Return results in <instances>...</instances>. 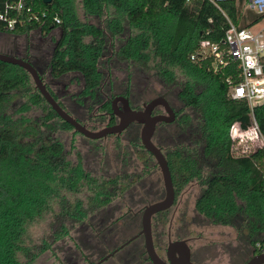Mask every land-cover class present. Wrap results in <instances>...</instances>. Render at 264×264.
Listing matches in <instances>:
<instances>
[{
    "label": "trees",
    "instance_id": "16d2710c",
    "mask_svg": "<svg viewBox=\"0 0 264 264\" xmlns=\"http://www.w3.org/2000/svg\"><path fill=\"white\" fill-rule=\"evenodd\" d=\"M75 1L0 0V33L23 36L38 30L50 35L59 30L48 62L49 77L57 80L78 74L80 96L93 98L101 82L99 61L106 43L112 46L106 71L123 64L147 79L153 77L164 88L176 87L173 96L179 106L171 124L178 130L179 142L164 154L174 195L179 185L199 181L204 189L194 211L212 224L228 226L238 219L249 223L255 237L250 241L251 256L257 254L253 245L264 240V147L234 157L229 131L234 123L248 128L253 118L264 139V104L250 112L244 102L227 97L226 78L237 80L234 65L213 73L210 58L192 62L189 56L200 41L220 45L227 21L239 29L249 28L264 13H241L244 0H225L218 9L205 0H81L84 17L97 20L92 25L78 19ZM116 40L123 43L114 49ZM26 76L23 69L0 62V264H32L41 251L49 250L51 245L44 241L38 253L30 244L29 230L55 202L60 203L65 220L84 225V213L91 210L86 206L102 207L109 197V191L100 187L103 183L90 179L80 163L66 160L64 146L54 133L59 124L64 130L73 128L35 88H26V101L9 110L17 91L26 87ZM181 77L184 80H177ZM32 110L39 111L36 120L27 116ZM85 186L92 194L90 204L84 208L79 199L68 204L66 194H79ZM68 225L60 223L56 242L68 235Z\"/></svg>",
    "mask_w": 264,
    "mask_h": 264
},
{
    "label": "rangeland",
    "instance_id": "374dc122",
    "mask_svg": "<svg viewBox=\"0 0 264 264\" xmlns=\"http://www.w3.org/2000/svg\"><path fill=\"white\" fill-rule=\"evenodd\" d=\"M247 10L242 3L241 13ZM75 12L81 23L97 25L95 18L84 17L81 0L75 1ZM260 27H264V18L252 26L254 30H262L264 33V29ZM59 34L57 29L50 35H44L38 30L23 36L0 33V53L8 52L6 55L11 56L13 52L21 56L28 55L30 58L28 62L37 70L47 89L62 102L65 110L72 113L88 130L97 131L104 126V120L94 116L97 113L95 105L98 102L95 101L93 104L89 101L84 102L86 107H90L87 110H77L72 100L81 91V77L78 74H67L57 80L49 77L48 62ZM122 43L117 40L113 42L114 49ZM111 47L110 43L105 44L99 61V71L105 74L101 75L102 92L109 88L111 95L124 94L132 107L140 106L141 103L156 97H164L173 111L177 110L179 103L173 96L176 87L164 88L153 77L147 79L136 71L125 69L123 64H118L116 68L111 65L110 71H106L105 63L109 62L106 59L110 55ZM26 75V87L17 91L9 108L10 111L26 101L25 93L28 92L26 88L34 89L31 77L27 73ZM177 80L182 81L184 78ZM38 113V110H32L27 116L36 120ZM61 128L59 124L54 134L64 146L66 160L72 164L79 162L90 179L93 177L98 179L99 184L103 183V188L109 191V197L103 199L105 205L98 207L99 212H96L94 208L86 206L92 197L86 186L80 189L79 194H66L64 198L68 199V204L73 205L75 199H79L82 207L91 208L84 213L87 218L84 225L68 217L65 220L60 203L52 204L51 210L44 218L29 230L30 244L37 248V252L40 251V247L41 250L45 247L44 241L51 245L49 250L38 252L39 256L32 264H94L140 231V216L143 208L163 198L161 177L153 159L139 147L137 126H129L117 139L106 137L96 141L85 139L72 129ZM177 135L178 130L174 124H160L156 126L151 141L157 147L163 148L161 149L163 154H168L174 144L179 142ZM177 179L178 176L174 172L175 182ZM108 181H113V184H108ZM203 189V184L195 179L179 185L173 206L151 219L153 243L164 247L168 233L172 240L196 237L200 232L202 239H199V242L193 240L189 243L192 262L244 264L251 257L250 241L255 239L249 231V223L238 219L239 221L225 226L198 218L194 211V202ZM91 204L97 205L94 201ZM64 221L69 223V233L56 242L54 235L58 233L59 225ZM159 254L162 255V252L159 251ZM121 258H125L126 263L120 261ZM102 264L150 263L143 251L142 238L137 237Z\"/></svg>",
    "mask_w": 264,
    "mask_h": 264
},
{
    "label": "built area",
    "instance_id": "2783aa9c",
    "mask_svg": "<svg viewBox=\"0 0 264 264\" xmlns=\"http://www.w3.org/2000/svg\"><path fill=\"white\" fill-rule=\"evenodd\" d=\"M188 1V0H187ZM218 9L219 3L225 0H205ZM245 7L255 14L264 13V0H244ZM22 5L17 4V10ZM3 19V16H0ZM56 24L60 21L54 18ZM228 28L219 44L200 41L197 51L189 56V60L203 61L210 58L213 73L228 65L236 69V81L226 78L227 97L233 101L244 102L249 111L264 104V33L262 30L237 28L228 21ZM13 22L9 24L11 27ZM251 125L243 129L239 123H234L229 131L231 153L234 157L247 156L255 150L264 147V139L258 127L251 119ZM255 252L264 255V240L253 245Z\"/></svg>",
    "mask_w": 264,
    "mask_h": 264
},
{
    "label": "water",
    "instance_id": "95a60500",
    "mask_svg": "<svg viewBox=\"0 0 264 264\" xmlns=\"http://www.w3.org/2000/svg\"><path fill=\"white\" fill-rule=\"evenodd\" d=\"M0 62L14 65L23 69L31 77L34 83V88L39 92V94L43 97L54 113L63 122L72 127L75 132L86 139L98 140L108 135H119L132 123H136L141 126L139 132L140 145L145 152L154 158L160 173L163 188V198L160 201L145 206L140 216L139 235H141L143 238L144 252L151 264H192L189 260V250L183 241L170 242L168 244L169 250L176 251L177 249H180V252H178L179 258L169 257L168 263L161 261L154 252L150 234V218L156 213L167 210L172 205L174 200V191L167 163L160 150L151 142V137L155 127L158 124H170L174 120V113L165 99L163 97H156L143 104L141 110H131L128 107L127 99L123 97L116 98L112 101V105L117 101L121 105L120 112H114V115L118 118V122L114 125L104 127L98 131H90L78 123L70 115H68L58 105V103L46 89V86L44 85L37 70L28 61L0 53ZM155 107H161L164 111V114L150 116L151 111ZM110 256L111 254L106 256L103 260ZM244 264H264V255H254Z\"/></svg>",
    "mask_w": 264,
    "mask_h": 264
},
{
    "label": "flooded vegetation",
    "instance_id": "af4514ba",
    "mask_svg": "<svg viewBox=\"0 0 264 264\" xmlns=\"http://www.w3.org/2000/svg\"><path fill=\"white\" fill-rule=\"evenodd\" d=\"M16 51V50H15ZM12 56H14V57H17V58H19V59H22V60H26V61H30V58H29V56L27 55V56H21V55H19L18 53H16V52H13L12 53ZM101 75L102 76H104L105 74L104 73H101ZM41 77V76H40ZM108 77V76H107ZM42 79V78H41ZM101 83V82H100ZM100 83H99V86L97 87V88H95V91H94V94H93V98H91L90 96H81V97H79L80 96V94H81V91L77 94V96L75 95V98H72V100H73V102L75 103L74 105H75V109H79V110H87L89 107L87 106H85L84 105V102H87V101H89V102H92V104H93V102H98V104L96 103V105H95V112H97L96 114H94V116L95 117H98V118H100V119H103L104 120V126H103V128L104 127H107V126H111V125H114V124H116L117 122H118V118L114 115V112H120V110H121V105H120V103L117 101V102H115L113 105H112V101L114 100V99H116V98H119V97H123V98H125V99H127V103H128V107L131 109V110H141L142 109V105L143 104H145V103H141L140 104V106H137V107H132L131 105H130V103H129V100H128V97H126L124 94H121V93H117V94H112L111 95V90L108 88V89H106V91L105 92H102L101 91V89H100ZM45 85V84H44ZM83 98V99H82ZM154 99V98H153ZM70 100V99H69ZM59 101V100H58ZM60 102V101H59ZM149 102V101H148ZM61 104H62V102H60ZM147 103V102H146ZM169 105V104H168ZM62 106H63V104H62ZM104 106H107L108 107V109H105L104 108ZM64 107V106H63ZM170 107V106H169ZM65 108V107H64ZM171 108V107H170ZM171 110L173 111V109L171 108ZM69 114L68 115H70L72 118H74V119H77L72 113H70L68 110H66ZM173 113H174V117H175V112L173 111ZM161 114H164V111H163V109L161 108V107H155L152 111H151V113H150V116H157V115H161ZM78 120V119H77ZM76 120V121H77ZM78 123H80L81 124V121L80 120H78L77 121ZM171 124V123H170ZM82 126H84L85 127V125H83V124H81ZM137 126L138 128H139V132H140V128H141V126L140 125H138V124H136V123H132V124H130L129 126ZM158 125H160V124H158ZM157 125V126H158ZM128 126V127H129ZM128 127L123 131V132H121L119 135H108V136H106V137H114V138H119V136L122 134V133H124L127 129H128ZM86 128V127H85ZM156 128V127H155ZM87 129V128H86ZM102 129V128H101ZM100 130V129H99ZM74 131V130H73ZM98 131V130H97ZM83 137V136H82ZM106 137H104V138H102V139H105ZM152 138V137H151ZM86 139V138H85ZM89 140V139H88ZM98 140H101V139H98ZM91 141H96V140H91ZM152 142V141H151ZM139 144H140V142H139ZM154 145V144H153ZM141 146V145H140ZM156 146V145H155ZM157 147V146H156ZM158 148V147H157ZM159 149V148H158ZM160 150V149H159ZM160 152H161V150H160ZM147 153V152H146ZM148 154V153H147ZM161 154L163 155V157H164V159H165V161H166V163H167V160H166V158H165V155L161 152ZM149 155V154H148ZM152 159H153V161H154V163H155V160H154V158L151 156V155H149ZM170 161V160H169ZM79 163V162H78ZM77 162L76 163H73V165H77L78 164ZM155 165H156V163H155ZM168 165V164H167ZM156 167H157V165H156ZM158 169V168H157ZM169 169V168H168ZM89 170V169H88ZM88 170H87V172H88ZM159 171V170H158ZM89 172H91V171H89ZM94 179H96V178H94ZM97 181H98V179H97ZM197 181V180H196ZM201 181V180H200ZM199 182V181H198ZM98 184H99V182H97ZM102 184V183H101ZM101 184H99V185H101ZM100 187H103V186H100ZM92 198V197H91ZM174 199H175V195H174ZM197 200V199H196ZM195 200V201H196ZM102 201V199H100V202ZM91 202V201H90ZM173 203H174V200H173ZM173 203H172V205L167 209V210H169L172 206H173ZM90 204V203H89ZM105 205V204H104ZM103 205V206H104ZM167 210H165V211H167ZM94 211H96V212H99L98 211V209L95 207L94 208ZM143 211V210H142ZM165 211H163V212H165ZM142 213V212H141ZM156 214H160V212L159 213H156ZM156 214H154L151 218H150V234H151V240H152V246H153V249H154V252H155V254H156V256L161 260V261H163V262H165V263H168V258L170 257H174V258H179V255H178V252H180V249H177L176 251H174V250H169L168 249V244L170 243V242H180V241H183L184 243H185V245L187 246V248H188V250H189V260H190V262L192 263V264H195L194 262H192L191 261V251H190V247H189V243L191 242V241H197V242H199L198 240L199 239H202V237L199 235L200 234V232H198L199 234H197V236L196 237H185V238H176V239H170V234L168 233L167 234V239H166V245L164 246V247H161V245H159V246H157V245H155V243H153V235H152V231H151V219L156 215ZM196 216L198 217V218H200V219H203L204 220V217L202 216V215H200V214H197L196 213ZM85 220H87V218L85 219ZM140 232V231H139ZM139 232L135 235V236H133L132 238H130V239H128L126 242H124L123 244H121V245H119L116 249H113L112 251H110L107 255H105L104 257H102V258H100L96 263H94V264H102V263H104L106 260H108V259H110L111 257H113L118 251H120V250H122L123 249V247H125L127 244H129L130 242H132L135 238H137V237H141L142 238V236L141 235H139ZM142 243H143V238H142ZM143 251H144V249H143ZM159 251H161L162 252V255L161 254H159ZM174 251V252H173ZM172 252H173V254H172ZM109 254H111V256L110 257H108L107 259H105V260H103L106 256H108ZM144 254H145V252H144ZM255 255H259V253H257V254H255ZM145 256H146V254H145ZM254 256V255H253ZM252 257V256H251ZM250 257V258H251ZM146 259H147V257H146ZM120 261H123L124 263H126V259L125 258H121L120 259ZM147 261L149 262V260L147 259ZM150 263V262H149ZM151 264V263H150Z\"/></svg>",
    "mask_w": 264,
    "mask_h": 264
},
{
    "label": "crops",
    "instance_id": "0c3cea01",
    "mask_svg": "<svg viewBox=\"0 0 264 264\" xmlns=\"http://www.w3.org/2000/svg\"><path fill=\"white\" fill-rule=\"evenodd\" d=\"M255 25H256V24H255ZM260 29H264V27H262V28L260 27ZM3 53H4V54H7L8 52H2V54H3Z\"/></svg>",
    "mask_w": 264,
    "mask_h": 264
}]
</instances>
